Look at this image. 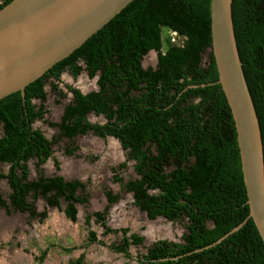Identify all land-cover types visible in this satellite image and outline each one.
<instances>
[{"label":"trees","instance_id":"16d2710c","mask_svg":"<svg viewBox=\"0 0 264 264\" xmlns=\"http://www.w3.org/2000/svg\"><path fill=\"white\" fill-rule=\"evenodd\" d=\"M10 1L0 0V8ZM209 1L132 0L79 48L28 84L23 95L15 92L0 99V165H7L0 178L10 189L7 201L0 196V208L6 214L22 212L41 222L46 212H37L35 201L58 207L62 200L64 217L74 222V205L86 203L85 196L75 194L83 190L82 183L57 174L43 176L38 168L51 157L56 139L48 140L32 128L44 114L45 80L51 79L50 88L57 91L63 71L74 79L83 70L88 79L95 77L96 89L82 94L66 86L71 100L59 123L50 125L70 142L87 133L118 141L125 160L117 168L131 161L135 175L122 185L131 194L132 205L148 220L185 221L179 242L154 241L137 264H264L261 239L248 218L233 121L216 84ZM230 13L259 127L264 176V0H231ZM162 31L183 38L181 45L161 39ZM149 50L156 53L155 66L143 69L141 60ZM89 113L104 122L90 123ZM31 159L38 171L28 180L26 163ZM52 163L58 170L54 159ZM113 180L121 181L116 175ZM103 194L108 204L117 199L111 191ZM105 211L87 214L84 224L88 227L91 215L104 234L120 233L107 247L128 258L127 247L140 246L143 238L127 236V228H107ZM86 234V244L97 241L93 231ZM82 259L80 254L68 264H82Z\"/></svg>","mask_w":264,"mask_h":264},{"label":"water","instance_id":"95a60500","mask_svg":"<svg viewBox=\"0 0 264 264\" xmlns=\"http://www.w3.org/2000/svg\"><path fill=\"white\" fill-rule=\"evenodd\" d=\"M131 1L11 0L4 5L0 8V99L15 92L23 95L28 84L79 48ZM230 3L209 1L210 52L216 84L234 125L248 218L264 249L261 140L237 55Z\"/></svg>","mask_w":264,"mask_h":264},{"label":"rangeland","instance_id":"374dc122","mask_svg":"<svg viewBox=\"0 0 264 264\" xmlns=\"http://www.w3.org/2000/svg\"><path fill=\"white\" fill-rule=\"evenodd\" d=\"M165 37L169 38V42L172 45L179 46L182 43L183 38H180L176 36L174 33L171 32H161V39H165ZM208 51L206 50L205 53L201 57V62L204 63L207 59ZM155 52H149L147 53L141 60V67L143 69L147 67H154L155 66ZM81 64V63H80ZM53 81L51 79H46L43 91L45 93V100L42 103L44 114L42 115V118L39 120H35L32 124V128L38 129L43 136L48 140H54L53 144L51 146L52 154L51 157L48 158V160L44 163V165H40L38 169L42 171L43 176L50 177L54 174H61L65 181H72L76 180L80 183H82L83 190L77 189L76 195L79 196H85L86 197V203L84 204H76V213L78 214V217L74 223H72V229L77 238L81 239V236L83 239L82 242H86V236L84 232V228L82 226V219L85 218L87 214H92L93 211H99L102 208L105 207L106 203L104 201V191H111L112 194L117 195V199L113 204H108L110 207L115 205L117 209L123 207L127 210L128 213L131 211V215L134 216L136 222L135 225L137 227L142 225L140 229H138L140 232L137 231L140 235L143 234L145 226L148 225L151 229L150 232H157L159 231L158 228H163L166 230L163 235H159V237L165 238L168 241L171 242H179L180 237L185 232L184 224L185 221H176V222H168L164 219H157V220H149L150 222L145 221V216L143 213L137 211V209L132 205L131 201V194L129 192H126L122 185L127 180L133 179L135 177L133 171H132V162L127 161L125 163V167L123 169L117 168L118 164L123 162L125 160L124 151H122L119 148V145H116L117 142H114V139L110 137H106L104 139L97 138L93 136L91 133H87L84 136H77L74 138L72 142H70L68 139L59 137V130L56 126H51L50 124H58L60 121V117L63 112V108L65 105H67L71 100V95L66 91V86H71L74 88H77L81 93H87L89 91H93L96 89L95 87V79H88L86 76L85 71H81L74 79L70 76L69 73L66 71H63L60 76L58 83H56V89L57 91H53L50 88V83ZM32 104L37 106L39 104L38 101L33 100ZM87 120L90 123H97L102 124L104 120L100 116H94L92 113H89L86 115ZM1 127H0V136H1ZM76 147V150L72 151L70 154H66L65 150ZM111 147V152L114 150L113 154H109L111 152H108V148ZM108 156H113L111 160L107 159ZM52 159H54L58 164V170L55 169ZM35 159L29 160L26 165L28 169V180H33L36 178L37 175V167L34 166ZM7 170V165L1 164L0 165V174H5ZM116 175L120 178V182H116L113 180V176ZM9 193V189L4 181V179L0 178V196L3 200L7 201V195ZM27 202L30 200V197L26 199ZM95 203L97 205H95ZM35 207H37V211H40L41 208H46L45 203L43 200H38L35 202ZM60 207L64 205V202L62 200H59ZM108 206V207H109ZM121 206V207H120ZM116 209V210H117ZM54 210L53 208H46V212ZM109 211L108 208H106V212ZM105 212V214H106ZM112 211H109V216ZM60 214L59 212H57ZM53 214L51 213V216ZM56 215V214H55ZM57 216V215H56ZM61 216V214H60ZM4 218L8 219L7 221H4L2 225L7 226V222L10 223V226L12 227L11 233L18 234V232H21V226L23 225H29L33 224L32 227H34L36 230L42 229L43 232L46 233L45 228L49 227L50 220H47V213L46 218L42 220L41 223L37 224L36 219L29 220L24 215H21L20 213H13L10 211L9 214L5 213V209L0 208V219ZM107 218V217H106ZM111 218V216H110ZM109 218V219H110ZM90 223V228L94 231H97L100 233L101 228L98 223H95V219L93 216L90 215L88 218ZM94 222V223H93ZM138 222V223H137ZM108 223L110 221L108 220ZM149 229V228H148ZM146 232H148L146 230ZM26 233V231H25ZM24 233V234H25ZM135 233L136 235H138ZM157 234V233H156ZM42 236H45L42 235ZM116 240H118V234L115 235ZM12 238V237H11ZM10 238V239H11ZM103 241H109L105 237H100ZM105 238V239H104ZM5 239V238H4ZM10 239L6 238L3 240V244L5 246H8L9 251L12 250V252L20 251V248L17 247L15 249V245H17V242L14 240L11 241ZM100 239V240H101ZM101 240V242H102ZM151 238L149 235L146 237L145 242L140 245L134 247V252L131 249V256H134L136 259L139 257V255L143 254L145 251V248L150 244ZM8 243V244H7ZM7 244V245H6ZM82 246V243L78 246ZM74 247H77L74 245L70 248L72 250ZM100 247V246H99ZM27 251L28 248H25ZM81 251V249L79 250ZM78 250L76 252H79ZM36 254L33 250L31 254ZM29 256V254H27ZM26 256V258H29ZM24 260V258L19 259V263L13 260V264H35V261H33V258ZM133 258V259H135ZM134 262H130L129 264H136L135 260Z\"/></svg>","mask_w":264,"mask_h":264},{"label":"crops","instance_id":"0c3cea01","mask_svg":"<svg viewBox=\"0 0 264 264\" xmlns=\"http://www.w3.org/2000/svg\"><path fill=\"white\" fill-rule=\"evenodd\" d=\"M114 142H117V141L114 140ZM116 145H119V144L117 143ZM111 149L112 148L109 147L108 152H111ZM113 153H114V150L109 154H113ZM107 157H108L107 159L111 160L113 156L107 155ZM58 175L62 176L61 174H58ZM1 179H4L7 185L6 179L5 178H1ZM9 193H10V189H9ZM38 200H41V199L38 198L36 201ZM104 201L106 203L105 207L99 211H93V212H102L105 208H108L109 211H112L109 216L107 215V213L109 214V211L107 212L105 211L106 214H105L104 223L107 228L109 229L127 228L128 229V232L126 234L127 236L130 234H135L137 233V231L140 232L138 229H140L142 225L140 224L139 227L135 225L136 220L134 216L131 215V211L130 213H128L127 210L121 206H120L121 208L119 209H117L115 205L110 207L105 197H104ZM95 205L97 204L95 203ZM64 207H65V203L61 207L59 205L58 208L57 207H46L47 209L48 208L54 209L53 211L50 210L49 212L48 211L46 212V208H41L40 211H37L38 208L35 207L37 212H41L45 210V212L47 213V220L51 219L49 223V227L45 228L46 233L42 231L43 228L39 229L38 227V229L36 230L34 227H32L33 224H30V226L29 225L21 226L22 231L18 232V234H13L11 233L12 227L10 226L9 222H7L6 224L7 226H4V224L2 225V223L4 221H7L8 219L6 218H4V220L0 219V243H3V240H5L6 238L10 239L12 237L10 240L11 241L14 240L15 242H17V245H15V249L19 247L21 251V252L15 251V254H14L12 250L9 251L10 248H8V246L0 244V264H13L12 263L13 260L19 263V259L24 258L25 260L26 256H28L27 254H29L28 256L29 258H26V260L33 258V261H35V264L74 263L76 258L80 254H83L82 264H129V261L134 262L133 260H135L136 262V258L134 256H131V249L134 252L135 250L134 247L136 246L130 245L127 247L126 252H127L128 258H124L120 254L113 253L112 251L108 249L107 245H109L112 242H116L115 235L118 234V239H119L120 233L104 234V228L100 226L99 223L98 224L101 228L100 230L101 232L100 233L98 232L97 234V231H94L93 229L90 228V223L88 222V227H87L84 224V219H82L81 224L84 228L85 236L87 237L86 231L90 230L95 233V238L97 240L95 243H91V244H86V242L84 241L82 242L81 240L83 239V237L81 236V239L77 238V236L73 232L72 225H71L72 223L76 221L78 214L77 213L75 214V221L70 222L63 215L62 210L64 209ZM74 207L76 209V204L74 205ZM57 212H59L61 216ZM14 213H20L21 215H24V217H26L29 220L36 219L37 224L42 222V221L39 222L37 218H29L26 213H22V212H14ZM51 213L53 214L52 216H51ZM45 218H43L42 220H44ZM108 220L110 221V223H108ZM145 221L148 223L150 222L148 219H146V217H145ZM95 223L97 222L95 221ZM158 229L159 231L157 232H150L151 231L150 227L146 225L142 235L137 233L139 236L143 238L141 245L145 242L146 237L148 235L151 238V241L147 247H149L156 240H160V239L166 240L165 238L159 237V235H163V233H165L166 230L163 228L161 229L158 228ZM146 230L148 232H146ZM44 234L45 236H42ZM100 237H105L109 241H103ZM100 239L102 240L103 245H100L98 243V241H101ZM81 243H82V246L78 247ZM74 245H76L77 247H74L72 250H70V248L73 247ZM25 248H28V250L26 251ZM80 249L81 251H79ZM33 250L35 251L36 254H33V253L31 254ZM77 250L79 252H76Z\"/></svg>","mask_w":264,"mask_h":264},{"label":"clouds","instance_id":"9594fccd","mask_svg":"<svg viewBox=\"0 0 264 264\" xmlns=\"http://www.w3.org/2000/svg\"><path fill=\"white\" fill-rule=\"evenodd\" d=\"M155 56H156V54H155ZM155 60H156V58H155ZM92 79H95V77L92 78ZM73 88H74V87H73ZM76 89H77V88H76ZM82 94H85V93H82ZM114 140H115V139H114ZM115 141H116V140H115ZM117 143H118V141H117ZM118 144H119V143H118ZM119 148H120V146H119ZM120 149H121V148H120ZM47 160H48V159H47ZM47 160H46V161H47ZM46 161H45V162H46ZM45 162H44V163H45ZM44 163H43V164H44ZM41 165H42V164H41ZM57 208H58V207H57ZM144 216H145V215H144ZM146 219H147V218H146ZM162 219H163V218H162ZM164 220H165V219H164ZM168 222H169V221H168Z\"/></svg>","mask_w":264,"mask_h":264},{"label":"flooded vegetation","instance_id":"af4514ba","mask_svg":"<svg viewBox=\"0 0 264 264\" xmlns=\"http://www.w3.org/2000/svg\"><path fill=\"white\" fill-rule=\"evenodd\" d=\"M146 55V54H145ZM131 201H132V199H131ZM157 219H162L161 217H156L155 219H153V220H157ZM160 240H163V239H160ZM146 249V248H145ZM145 252V251H144ZM138 259V258H137ZM137 259H136V264H137Z\"/></svg>","mask_w":264,"mask_h":264}]
</instances>
